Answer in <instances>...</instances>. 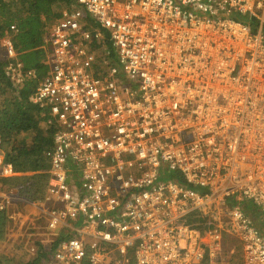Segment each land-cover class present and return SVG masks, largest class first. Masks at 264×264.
I'll return each instance as SVG.
<instances>
[{
  "label": "built area",
  "instance_id": "2783aa9c",
  "mask_svg": "<svg viewBox=\"0 0 264 264\" xmlns=\"http://www.w3.org/2000/svg\"><path fill=\"white\" fill-rule=\"evenodd\" d=\"M45 44L39 77L2 40L58 128L45 264H264V0H72ZM18 175L0 140V179Z\"/></svg>",
  "mask_w": 264,
  "mask_h": 264
},
{
  "label": "trees",
  "instance_id": "16d2710c",
  "mask_svg": "<svg viewBox=\"0 0 264 264\" xmlns=\"http://www.w3.org/2000/svg\"><path fill=\"white\" fill-rule=\"evenodd\" d=\"M71 3L72 0H0V42L2 43L7 34L12 35V43L19 53L24 68L34 69L39 77H43L47 71L44 63L49 52L45 37L51 25L61 17L62 12ZM230 17L248 23L253 32L258 31L257 19L237 13H233ZM11 26H15V31L11 30ZM0 51L4 53L0 56L1 150L6 162L11 163L17 173L22 175L31 173L28 177L16 176L2 180L7 184L11 181L27 180L32 190H37L38 186L35 182L44 178L46 188V172L50 169L49 158L46 154L53 149L56 143L57 123L51 115L30 101L38 80L31 79L21 85L15 84L7 76V68L15 64V60L7 56L1 44ZM165 177L183 182L177 174H169ZM18 195L21 201L24 200L28 204L44 196L42 194L37 198L34 192L25 194L21 192ZM16 201L14 200L13 205L17 203ZM9 209L4 212L0 211V240L7 232ZM40 216L45 219L44 215L40 214ZM190 223L194 227H201L203 221L192 216ZM52 250L53 248L49 250L50 253ZM49 255L41 247L37 256L32 257L27 264H45ZM7 262L10 261L7 260Z\"/></svg>",
  "mask_w": 264,
  "mask_h": 264
},
{
  "label": "rangeland",
  "instance_id": "374dc122",
  "mask_svg": "<svg viewBox=\"0 0 264 264\" xmlns=\"http://www.w3.org/2000/svg\"><path fill=\"white\" fill-rule=\"evenodd\" d=\"M0 44L2 45L1 42ZM3 55L4 53L0 51V56ZM18 176L28 177L31 176V173L20 174ZM29 183L30 182L27 180H19L18 182L11 181L7 184L0 179V190L13 193L16 197L15 200H17V203H15L7 213L9 224L4 238L0 240V264H27L32 257L37 256V252L41 247H43L44 252L50 254L49 250L54 245L56 237L53 235L52 231L48 230L47 221L40 216L41 213L39 211L38 201L43 198L28 204L25 203L24 200L21 201V197L18 195V193L21 192L22 194L34 192L36 197L45 194V179L41 178L38 182H35L36 186H38L37 190H32ZM250 206L253 207L252 205ZM251 216L254 218V212L251 213ZM80 225L81 223H79V226ZM235 243V238L232 236H224L223 244L227 249L235 247ZM228 253L230 252L228 251ZM238 259V254L224 256L221 260V264H226L227 260L232 264H236ZM7 260L10 262H7Z\"/></svg>",
  "mask_w": 264,
  "mask_h": 264
}]
</instances>
